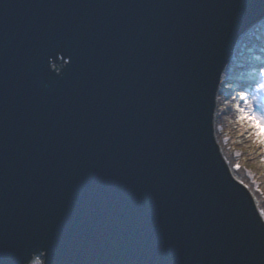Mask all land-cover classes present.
<instances>
[{
    "label": "water",
    "instance_id": "obj_1",
    "mask_svg": "<svg viewBox=\"0 0 264 264\" xmlns=\"http://www.w3.org/2000/svg\"><path fill=\"white\" fill-rule=\"evenodd\" d=\"M264 0H0V264H264L213 133Z\"/></svg>",
    "mask_w": 264,
    "mask_h": 264
},
{
    "label": "rangeland",
    "instance_id": "obj_2",
    "mask_svg": "<svg viewBox=\"0 0 264 264\" xmlns=\"http://www.w3.org/2000/svg\"><path fill=\"white\" fill-rule=\"evenodd\" d=\"M241 36L225 67V74L221 76V82L215 94L213 133L230 173L250 190L254 201L258 202L260 198H264V189L260 175L248 163L253 162L254 158L260 157V164L262 163L264 167V147H261L259 143V137L264 134V128L257 124L256 133L253 135V129L249 124L240 119V108L248 111L247 105L240 97L243 95L250 100L256 96L258 84L264 80V76L260 74L261 69L264 68V17L254 23L249 31ZM240 71L243 76L237 75ZM256 107L264 112V98L257 100ZM233 109L237 111L238 115L234 126L227 119L230 116L228 110L232 111ZM241 133H244L246 137L235 136V134ZM234 138L243 140V143L238 146L234 145L232 143ZM248 140H250L249 147L245 146ZM251 150H256L257 153L259 151L258 156L251 153ZM258 204H256L257 207L261 206ZM258 210L261 214L260 208ZM42 258V252H37L33 254L27 264H33V261L37 260L43 264Z\"/></svg>",
    "mask_w": 264,
    "mask_h": 264
},
{
    "label": "snow or ice",
    "instance_id": "obj_3",
    "mask_svg": "<svg viewBox=\"0 0 264 264\" xmlns=\"http://www.w3.org/2000/svg\"><path fill=\"white\" fill-rule=\"evenodd\" d=\"M261 76H264V68L260 71ZM257 95L253 96L250 100L245 96H241L240 99L247 105L248 111L244 108H240V119L246 121L249 126L253 129V135L256 133V125L258 124L261 128H264V112L260 111L256 107L257 100L264 98V80H262L257 87ZM259 143L261 147H264V134L259 137ZM261 217L264 218V212H261ZM33 264H41L39 260L33 261Z\"/></svg>",
    "mask_w": 264,
    "mask_h": 264
},
{
    "label": "trees",
    "instance_id": "obj_4",
    "mask_svg": "<svg viewBox=\"0 0 264 264\" xmlns=\"http://www.w3.org/2000/svg\"><path fill=\"white\" fill-rule=\"evenodd\" d=\"M242 75L243 76V74L241 73V71L239 72V73H237V75ZM226 97V96H225ZM224 100H225V98H224ZM223 112H225V111H223ZM228 112H230V116L227 118L228 119V121H229V123L232 125V126H234L235 125V123L234 122H236V120H237V118H238V115H237V111L235 110V109H233L232 111H229L228 110ZM226 121V120H225ZM248 132V131H247ZM235 136H238L239 138L241 137V136H244V133H241V134H235ZM244 137H246V136H244ZM251 137H252V135H251ZM232 143L234 144V145H240L241 143H243V140H241V139H236V138H234L233 140H232ZM249 145H250V140H248V143L246 142L245 143V146H248L249 147ZM243 148V147H242ZM246 148V147H245ZM244 150V149H243ZM242 150V151H243ZM255 153V156H258V153H259V151H258V153L256 152V150H251V153ZM260 157H257V158H254L253 159V162L251 161V162H249L248 163V165L250 166V167H252V168H255V172H257L258 173V175H260V180H261V183H262V187H263V189H264V167L262 166V163L260 164ZM262 187L260 186V188H261V190H262ZM256 201V200H255ZM260 204L261 206H258V208H260V210L262 211V212H264V198L262 197V198H260L259 200H258V202L256 201V204ZM258 204V205H259ZM262 208V209H261Z\"/></svg>",
    "mask_w": 264,
    "mask_h": 264
},
{
    "label": "bare ground",
    "instance_id": "obj_5",
    "mask_svg": "<svg viewBox=\"0 0 264 264\" xmlns=\"http://www.w3.org/2000/svg\"><path fill=\"white\" fill-rule=\"evenodd\" d=\"M250 28H251V27H248L247 30H246L244 33L248 32ZM244 33H243V34H244ZM241 38H242V36H241ZM239 39H240V37H239ZM224 70H225V69H224ZM224 70H223V74H222V75L225 74V71H224Z\"/></svg>",
    "mask_w": 264,
    "mask_h": 264
}]
</instances>
